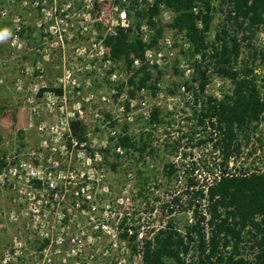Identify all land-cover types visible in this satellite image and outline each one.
Listing matches in <instances>:
<instances>
[{
	"label": "built area",
	"instance_id": "obj_1",
	"mask_svg": "<svg viewBox=\"0 0 264 264\" xmlns=\"http://www.w3.org/2000/svg\"><path fill=\"white\" fill-rule=\"evenodd\" d=\"M53 1L56 4L55 0ZM156 3L157 0H91L90 12L87 13V16L82 17L73 14V17L76 19L75 26L73 24L67 27L68 25L65 24V27L66 29L69 28L72 33L70 39L76 41L75 44L77 46L74 45V47L77 51H81V57H89V64L106 67L105 70L109 71L108 76L117 80V75L114 73L115 70L113 71L112 69L115 68L116 63L117 66L123 68V76L125 77L126 75V78H124V82L126 81V83L124 84H127L125 91L123 94H117L121 93L122 89L115 87L111 90V96L115 98L116 95L118 96V99L121 101L119 109L124 115L126 114V119H128L129 123H133V119L135 120L139 116L140 120L146 121L148 127L153 128L152 131H155V128H158L163 121L170 119L172 114H178L180 111H183V117L189 121L188 127H190L193 120H196L195 127L200 129L199 131L214 132L212 136H215V129L210 126V122L216 124V118H212L209 122L207 118H202L201 113L208 106V103L216 106L223 100L225 95L231 96L233 90L231 80L223 77L217 71V58L213 55V48L219 47V42L214 37L213 42L205 40V48L195 50L185 30H178L173 27L175 13L164 3L158 4L156 14L151 15V20L155 23V27L154 25H149L147 23L150 17L149 13ZM46 6L47 0H41V3L36 1L31 4L32 8L39 11L40 18H37V28H44L47 23L52 21L53 24L50 25V30L48 29V31L56 38V43L62 47V37L66 31L63 23H67L63 18H68L67 13L63 14V9L59 5L58 8L54 7L53 12L49 16ZM9 7H13V5L11 4L0 10V21L9 22L8 34L2 37L7 38L10 49H21L20 37L22 31H24L22 15L14 9H8ZM21 7L27 9L28 2L23 1ZM133 7L137 9L133 15L135 16L134 18L129 12V9ZM201 11L202 8L199 5L192 7V13L196 16L194 25L199 31H202L204 27ZM158 28L162 30L159 36H157ZM82 29L87 31V36L89 37L84 46H80L83 44L77 43L81 39L79 33ZM118 29L124 31L130 30L131 34L138 35L142 43L147 45L144 57L135 58L133 66L135 69H139V67L145 65L146 71L149 72V78L145 87L136 89L137 86H134L133 98L128 93V90L132 89V87L127 83L128 75L125 71L124 60L112 59L109 54V47L105 44L106 36L115 34ZM43 32L47 33L46 31ZM258 34L264 36V27L257 29L251 39L253 47L258 52L255 62L258 56L262 55L258 44H254L256 37L258 38ZM240 44V52L237 57L238 64L247 61L248 58V52L245 49L247 41H241ZM56 48L53 47L52 50ZM253 64L248 63V67L252 69L251 77L255 79L259 93L263 96L264 85L260 86L258 84L260 72ZM176 70L180 74V85L176 91H168L172 93L169 97L166 90H161L160 79L157 76H160L162 79V73L165 71L175 72ZM200 70L205 71V78L207 79L203 90L199 88L200 78L198 72ZM149 82L152 83L150 89H148ZM226 82L229 84V90L223 92L222 86ZM66 83L68 84L62 83L58 89L49 88L50 91L44 90L40 92V90L45 88H39L34 92V96L38 100L42 102L46 101L50 104V107L41 110L40 117L42 118V124L39 126V130L43 133L48 130L52 131L50 133H57V137L62 142L63 145H61L64 150L58 149L59 146L57 149L50 148L51 146L46 145L47 140L44 139L43 145L40 148L41 151H32L28 158L15 155L9 157L7 155V162L0 160L2 163V166H0V185L4 186L5 181L8 180L9 183H16L18 185L17 191L19 197L21 196L20 198L27 201V203H23L22 205L28 208L30 207L29 201H32V203L35 201L39 203L40 208L37 213L38 218L36 222L24 223V227L28 226L29 228L33 226L31 230L33 236L29 234L28 239L21 240V242L14 244L12 247L13 250L14 248L17 250V254L19 255L16 258L19 259H25L23 255L31 256L30 259L38 260L49 258L52 255V250L56 251L57 249L58 253H63V258L81 255L82 252L78 254L79 250L75 252L74 248L83 241L84 237H89L86 234V229L81 226L92 230L97 206L102 202V200L100 201V196L106 193L104 190H102L103 192H98L99 190L93 186V182L90 180L94 178L93 169L95 168L93 163L98 162V160L100 161L103 152L104 154L109 152L110 147H113L115 152L113 155L118 159H121L123 154L127 153L143 155L146 152L144 149L151 142L146 141L150 139V132L147 133V138H144L142 134L139 138H135L133 137L134 134H130L127 128L129 124L126 123L127 129L124 128L121 131H116L117 128H112L113 130L110 132V145L105 142L102 146L93 150L92 146L88 144V141H90L89 133L83 122L85 115L78 110L65 112V116L59 118L61 130L58 131L57 127L55 125L51 126L50 123L55 118V115L63 113V105L58 107L55 105L59 101H61V104L66 103L64 92L67 85H69V80ZM211 85H216L214 92L208 90ZM187 86L191 87V89L188 90ZM53 90H61V93ZM149 91L150 95L154 96L157 102L156 106L150 105L146 100L145 94ZM51 99L55 103L50 101ZM210 99L211 102L209 101ZM153 111L157 113V119L159 120L157 122L151 121ZM111 121L112 118L109 122L110 125ZM72 122H79L84 127L79 136L73 135L71 130ZM167 124L164 123V129L166 130L169 129L166 126ZM144 130L150 131L149 129ZM234 133L235 136L231 146L232 151L227 159H224L223 153L218 148L215 151L216 158L213 160L215 164H209L210 161L208 160L201 161L202 166L208 169L210 171L209 174H211L207 176L208 182L200 186L204 193H206V187L213 184L221 176L243 178L253 175H264V112L257 120L251 119L246 121L241 128L235 126ZM125 134L130 136L134 148L124 149L118 145V138ZM204 139L205 136L201 137L199 135L197 141L201 142ZM205 140L201 146L212 147V142H206ZM141 148H143V151L140 150ZM47 149L51 150L49 154H45ZM81 150L84 151V159L87 161L86 166L88 167L86 170L85 168L82 169L83 172L76 171L74 168V165L79 164L81 160L77 154ZM73 152H75V155L71 156ZM192 161L197 162L198 160L195 158ZM201 173L206 177V172L202 171ZM189 189L191 190V188ZM201 203V207L199 208L200 214L206 216L205 201L202 200ZM102 208L104 213L109 211V207L105 208V206H102ZM31 213L33 215V212ZM253 220L255 222L259 221V214L255 215ZM193 223V209L188 208L186 224H183L180 228H176L172 224L164 222L161 230L163 232L174 230L181 234V236H185L187 229ZM103 227L104 225H102V229ZM240 228L241 225H237L236 229L239 230ZM118 229H121L118 232V236L123 242L131 243V240H134L129 248L126 246L128 248L127 253L129 254L128 259L131 257L137 260V264H144L143 244L145 241H153L155 236L159 235L158 232L160 230L156 228L154 230L156 232H153L154 234L151 233L150 236H147L148 233L143 226L137 230L127 228L126 224H123V219L115 226V230ZM91 234V237H93V232ZM135 234V239H132ZM259 241L260 234L256 232V229L251 224L247 223L240 231L238 242L240 255L238 258L253 262V257L259 251ZM26 243L32 252L29 249H25L27 247ZM66 245L70 247L68 251H66ZM228 249L231 250V247ZM13 252L15 253L16 251ZM195 254V250L190 248L187 254H181V258L185 264H191L196 259ZM8 255L5 254V259ZM37 264L41 263L37 262ZM76 264L80 263L77 262ZM124 264L126 263L124 262Z\"/></svg>",
	"mask_w": 264,
	"mask_h": 264
},
{
	"label": "rangeland",
	"instance_id": "obj_2",
	"mask_svg": "<svg viewBox=\"0 0 264 264\" xmlns=\"http://www.w3.org/2000/svg\"><path fill=\"white\" fill-rule=\"evenodd\" d=\"M23 1L28 2L27 9L21 7ZM36 1L41 3V0H0V10L12 4L13 7L8 9H14L22 15L24 26L20 37L21 49H10L7 38L0 36V160L6 161L7 155L28 158L32 151H41L44 139L47 140L46 145H50V148L57 149L59 146L58 149L64 150L57 133H50L51 130L43 133L39 130L42 124L41 110L50 107V104L38 100L34 92L39 88H45L47 91H50L48 88L58 89L62 83L68 84L67 80L69 85L64 92L66 103L61 104L59 101L55 105L57 107L63 105V113L55 115L50 123L51 126L55 125L58 131L61 130L59 118L64 117L65 112L78 110L85 115L83 122L89 133L88 144L93 150L105 142L110 145L112 128L121 131L126 128V123L129 124L127 128L130 134H134L135 138H139L141 134L147 138V133L150 132V139L146 141L151 142L144 149L146 152L143 155L127 153L118 159L113 155L115 154L113 147H110L109 152L105 154L103 152L104 155L102 154L100 161L93 163L94 178L90 180L99 190L98 192L104 190L106 193L100 196L102 202L97 206L92 230L81 226L86 229L89 237H84L83 241L75 246V252L78 250V254L82 252L79 256L63 258V253H58L57 249L52 250L49 258L40 260L30 259L31 256L25 255H23L25 259L16 258L19 254L12 247L21 240L28 239L29 234L33 236L31 232L33 226L24 227V223L36 222L40 209L39 203L29 201L30 207H24L22 204L27 201L19 197L16 183L10 182L11 185H9L8 180L5 181L4 186L0 185V264H37V262L41 264H76L77 262L80 264H124V262L137 264L136 259L131 257L128 259L127 253L134 240H131V243L123 242L118 236L121 229L115 230V226L123 219V224H126L127 228L137 230L143 226L148 233L147 236H150L151 233L156 232L154 231L156 228L160 230L158 233L163 232L161 227L164 222L176 228L186 224L189 208V196L186 194L187 180L193 178L200 186L208 182L207 176L211 174L202 166L201 161L208 160L209 164H215L213 160L216 158V150L209 146H201L202 143L197 141V138L199 135L204 136L207 132L199 131L200 129L195 127L196 120H193L188 127L189 121L183 117V111L172 114L170 119L163 121L158 128H155V131L148 127L146 121L140 120L139 116L133 119V123L127 121L126 114L124 115L119 109L121 101L118 96L116 95V98L111 96V90L115 87L122 89V92L117 94H123L125 91L127 84H124L126 75L123 76V68L116 63L115 68L112 69L115 70L117 80L108 76L109 71L105 70L106 67L89 64V57H81V51H77L74 47L76 41L70 39L72 33L65 27V24L68 25L67 27L73 24L75 26L76 19L73 14L87 16L90 12L91 0H55L56 4L53 0H47L46 11L49 16L54 7L58 8L59 5L63 9V14L67 13L68 18H63L67 23H63L66 31L63 33L62 47L56 43V38L48 31L53 24L52 21L44 28H37L39 11L31 7V4ZM210 1L213 7V19L205 40L213 42L220 28L222 13L219 11L221 8L219 0ZM136 11L134 7L129 9L132 16ZM4 29L9 31L8 21H0V30ZM79 36L81 39L77 43L83 44L80 46L86 45L89 38L87 31L80 30ZM254 44H258L262 53L253 66L259 70L258 84L263 86L264 36L258 34ZM53 47L57 48L52 50ZM177 70L165 71L162 73V79L157 76L160 79L161 90H166L169 97L172 94L169 92L176 91L180 85L181 78ZM151 85L152 83L149 82L148 89ZM228 85L227 82L223 84V92L229 90ZM208 90L214 92L216 85H211ZM145 95L148 103L156 106L157 102L154 96L150 95V91ZM50 101L55 103L53 99ZM164 123H168L166 125L168 130L164 129ZM140 131L142 132L139 133ZM50 151L47 149L45 154H49ZM77 154L78 158H81L80 165L75 164L74 168L76 171L83 172L82 169L88 168L84 151L81 150ZM74 155L75 152L71 154V156ZM195 158L197 162L192 161ZM167 164L174 165L175 170L172 173L165 168ZM202 171L206 172V177L202 175ZM176 198L177 203L174 202ZM102 206L109 207L108 214L104 213ZM102 225H104V231ZM26 245L25 249H29L27 243ZM65 248L66 251L70 249L67 245ZM5 254H9L6 259Z\"/></svg>",
	"mask_w": 264,
	"mask_h": 264
},
{
	"label": "trees",
	"instance_id": "obj_3",
	"mask_svg": "<svg viewBox=\"0 0 264 264\" xmlns=\"http://www.w3.org/2000/svg\"><path fill=\"white\" fill-rule=\"evenodd\" d=\"M160 3H164L175 13L173 27L185 30L195 50L206 47V34L213 19L210 0H157L147 21L154 27L155 23L151 20V15L156 14L157 5ZM219 4L222 21L215 34L219 47L213 48V55L217 58L218 73L231 80L233 90L231 96L225 95L216 106L208 103L201 115L209 122L212 118H216V124L210 122L216 135L212 136L214 132H207L204 140L212 142V148L214 150L219 148L224 159H227L232 151L234 127L241 128L246 121L257 120L264 112V87L261 96L255 79L251 77L252 69L248 67V63L255 62L258 54L251 39L257 29L264 27V0H219ZM195 5L202 8L204 24L202 31L196 29L194 25L196 16L192 13V7ZM161 32L162 30L158 28L157 36ZM241 41H247L245 49L248 58L247 61L238 64ZM105 44L109 47L112 59L124 60L128 75L127 83L132 87L128 93L133 98L134 86H137L136 89L145 87L149 78L145 65L139 69L133 66L135 58L144 57L147 45L142 43L138 35L131 34L130 30L120 29L115 34L107 35ZM198 73L199 88L203 90L207 83L205 71L200 70ZM187 89L190 90L191 87L187 86ZM53 91L61 93V90ZM209 101L211 102V99ZM151 121H159L155 111L151 114ZM83 129L79 122L71 123L73 135L79 136ZM204 140L201 143H204ZM118 145L124 149L134 148L130 136L126 134L118 138ZM140 150L143 151V148ZM0 166H2L1 162ZM165 168L169 173L175 170L174 165L171 164L165 165ZM187 181L186 194L189 196L188 206L193 209L194 223L187 229L185 236L170 230L159 233L153 241H145L144 264H185L181 254H187L190 248L196 252V259L191 264H264V175L243 178L221 176L206 187V193L200 188L198 181L193 178ZM202 200L205 201L206 216L199 211ZM174 202L177 203L178 199L176 198ZM258 214L260 220L255 222L253 219ZM247 223L260 234L259 251L253 257V262L238 258L240 231ZM239 224L241 228L237 230ZM135 237L136 234L132 239ZM229 247L231 250L228 249Z\"/></svg>",
	"mask_w": 264,
	"mask_h": 264
},
{
	"label": "clouds",
	"instance_id": "obj_4",
	"mask_svg": "<svg viewBox=\"0 0 264 264\" xmlns=\"http://www.w3.org/2000/svg\"><path fill=\"white\" fill-rule=\"evenodd\" d=\"M8 34V30L4 29V30H0V36H4Z\"/></svg>",
	"mask_w": 264,
	"mask_h": 264
}]
</instances>
